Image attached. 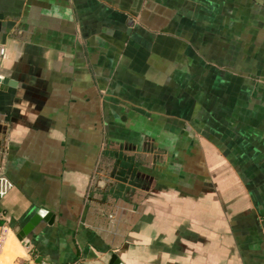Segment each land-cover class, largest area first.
<instances>
[{
	"label": "crops",
	"instance_id": "0c3cea01",
	"mask_svg": "<svg viewBox=\"0 0 264 264\" xmlns=\"http://www.w3.org/2000/svg\"><path fill=\"white\" fill-rule=\"evenodd\" d=\"M0 43V264H264V0H0Z\"/></svg>",
	"mask_w": 264,
	"mask_h": 264
},
{
	"label": "built area",
	"instance_id": "2783aa9c",
	"mask_svg": "<svg viewBox=\"0 0 264 264\" xmlns=\"http://www.w3.org/2000/svg\"><path fill=\"white\" fill-rule=\"evenodd\" d=\"M5 53L4 46L0 43V57H2ZM13 185L8 179L5 171L4 164L2 163V160H0V200H2L12 189ZM112 219V217H109ZM37 264H49L45 260L41 259L38 260Z\"/></svg>",
	"mask_w": 264,
	"mask_h": 264
},
{
	"label": "water",
	"instance_id": "95a60500",
	"mask_svg": "<svg viewBox=\"0 0 264 264\" xmlns=\"http://www.w3.org/2000/svg\"><path fill=\"white\" fill-rule=\"evenodd\" d=\"M1 83L5 84L6 81L3 80L1 81ZM38 221H39V217L34 216L25 227L20 229L18 232H15V234L17 235L19 239H21L32 229V227H34L38 223ZM110 260H111L110 262L111 264H121L119 259L115 255H113Z\"/></svg>",
	"mask_w": 264,
	"mask_h": 264
}]
</instances>
